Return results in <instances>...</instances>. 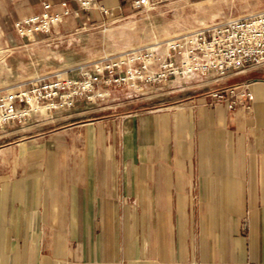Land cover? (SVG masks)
<instances>
[{
	"label": "crops",
	"instance_id": "0c3cea01",
	"mask_svg": "<svg viewBox=\"0 0 264 264\" xmlns=\"http://www.w3.org/2000/svg\"><path fill=\"white\" fill-rule=\"evenodd\" d=\"M91 2L0 0V17L61 12L64 28L137 9ZM191 74L167 107L1 129L0 264H264V64ZM241 84L250 107L207 96Z\"/></svg>",
	"mask_w": 264,
	"mask_h": 264
},
{
	"label": "rangeland",
	"instance_id": "374dc122",
	"mask_svg": "<svg viewBox=\"0 0 264 264\" xmlns=\"http://www.w3.org/2000/svg\"><path fill=\"white\" fill-rule=\"evenodd\" d=\"M263 10L264 0H163L152 9H128L97 19L89 16L66 23L64 28L63 18L58 27H52L53 24L47 32L24 36L15 29V24L6 25L0 17V90H11L60 72L96 70L103 67L107 57L154 44L156 38L170 40L179 34ZM191 77L192 74H187L163 83H141L137 88L127 84L108 86L104 88V97L84 100L83 107L77 102L66 109L39 110L25 122L9 124L10 129L28 133L114 110L167 107L186 98L192 87L185 86L194 81ZM184 78L188 81H183Z\"/></svg>",
	"mask_w": 264,
	"mask_h": 264
},
{
	"label": "built area",
	"instance_id": "2783aa9c",
	"mask_svg": "<svg viewBox=\"0 0 264 264\" xmlns=\"http://www.w3.org/2000/svg\"><path fill=\"white\" fill-rule=\"evenodd\" d=\"M91 8V0H80ZM163 0H134L136 8L152 9ZM46 9L51 3H44ZM109 13V9L103 8ZM61 12L44 11L15 22L21 34L50 30L63 20ZM248 64H264V10L245 17L231 18L208 28L179 34L169 40L162 53L157 44L134 47L107 57L102 68L82 73L60 72L33 79L11 90H0V130L15 121L25 122L36 111L66 109L79 100L104 97L108 86L163 83L171 77L191 73L225 76ZM215 101H227L230 108L242 102L250 107L254 93L248 85L214 88L207 93Z\"/></svg>",
	"mask_w": 264,
	"mask_h": 264
},
{
	"label": "bare ground",
	"instance_id": "6f19581e",
	"mask_svg": "<svg viewBox=\"0 0 264 264\" xmlns=\"http://www.w3.org/2000/svg\"><path fill=\"white\" fill-rule=\"evenodd\" d=\"M171 38L172 37H170L169 39H171ZM154 44H157V46H161L162 47L161 50L163 52H165L168 49V47H169V40H166V41H157Z\"/></svg>",
	"mask_w": 264,
	"mask_h": 264
}]
</instances>
